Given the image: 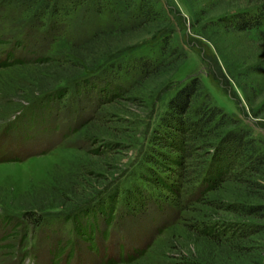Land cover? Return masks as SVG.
<instances>
[{
    "label": "rangeland",
    "instance_id": "obj_1",
    "mask_svg": "<svg viewBox=\"0 0 264 264\" xmlns=\"http://www.w3.org/2000/svg\"><path fill=\"white\" fill-rule=\"evenodd\" d=\"M146 1L148 20L140 0H0V60L22 59L0 65V264H264V218L237 205L257 201L254 187L206 178L216 140L198 142L186 178L158 142L169 100L195 77L192 107L216 105L234 120L224 130L264 146V20L225 25L262 0Z\"/></svg>",
    "mask_w": 264,
    "mask_h": 264
},
{
    "label": "trees",
    "instance_id": "obj_2",
    "mask_svg": "<svg viewBox=\"0 0 264 264\" xmlns=\"http://www.w3.org/2000/svg\"><path fill=\"white\" fill-rule=\"evenodd\" d=\"M98 2V5H100V0H98ZM140 4V16L143 20H148L150 17H152V12L150 11L151 5L146 0H140ZM53 8H55V11L56 8L57 11H62L61 6L59 8L57 7V1H54ZM263 20L264 0H262L261 5H255L250 10L244 9L236 11L229 19H227L225 25H227L228 27H232L233 30L237 31L258 30L261 27ZM92 38L94 37L92 36ZM93 40H95V38ZM75 46L77 47L78 45L75 44ZM73 50L74 51H71L72 59L85 64V56H83L78 50ZM163 52L164 57L162 60L165 61L167 55L170 56L173 51L165 48ZM5 59L6 61L0 60V65L3 66L10 65L13 62H22V59L14 57L12 51L6 54ZM139 60L141 62L140 64L144 65V68L150 67L151 69L149 70L152 73H156L161 70V62H159L158 65L155 66V64H153V61L150 59L144 58ZM37 61L47 62L48 59L39 58ZM86 65L90 66L92 64H89L87 62ZM94 68L95 67L92 66L88 69ZM76 74L77 72H72L67 75L65 74L61 78H59V76L54 77L52 82H50L48 85L49 90L53 89L61 81H64L66 84L73 83L72 80ZM93 81V79H90V81L88 82L91 87L90 90L94 89V86L92 85ZM197 85L198 79L193 77L182 87H180L175 92V96L169 100V104L171 105L169 110L170 113L167 119L163 121V127L166 133H164L162 137L158 135V137L160 136L158 142L161 146H170L171 149L175 150L176 153L173 156L168 154L161 155L163 158V162L161 164L166 166L169 162H177L178 164L181 163V166H183L184 168L185 166H187L185 164H191V162H186V160L192 155L193 151L199 148V146L201 147V145H197L199 144V141L207 140V138L215 139L216 142H206L207 146L213 147V151L210 152V169L212 168V171L211 173H209L210 170L207 172L208 176H206V178L210 177V179H212L213 175L217 181L218 179L231 177L233 178V180L246 182L247 185L251 187V190H253L252 187H254L256 193L254 192L253 194H255V199L257 201L246 203L245 206L243 204L237 205H240V207H244L245 214L251 215L253 217L264 218V183L259 180L260 178H264V146L258 144L255 138L249 135L248 129H244L242 127H233L231 129L224 130V127L233 124L234 120L216 105L202 102L199 105L192 107V96L197 94L199 89ZM95 87L98 89V91H102L104 95L109 93L108 88L106 89L105 87H103L101 89V86L98 84L97 86L95 85ZM60 89L61 88L56 89V96H58L59 91L61 92ZM49 90L44 92L40 90L41 92L38 93L43 94L39 98L51 100L54 97V93L51 90L50 92ZM54 90L55 88L53 89V91ZM66 92H68V89L64 87L61 93L65 94ZM86 95V99L90 101L88 92H86ZM104 97L103 99H105ZM150 158L152 161L154 160V162H156L155 158ZM166 161L168 163H166ZM177 172L181 174L183 178H186L187 176H189V174L192 173L190 169L184 168L182 170L180 166ZM239 175H252V177L255 175L256 177L252 179L249 178V180H247L245 179L247 177H240ZM112 193L109 194V197L110 195L112 197H115L114 193ZM138 198V201L140 202V208L137 209L133 207L130 211H141L146 207L144 205L145 203H143L145 201H142L141 197ZM99 206V208L102 209V205ZM88 209H90V207ZM83 211L87 212V209ZM251 230L252 232H255L258 229L253 228Z\"/></svg>",
    "mask_w": 264,
    "mask_h": 264
}]
</instances>
